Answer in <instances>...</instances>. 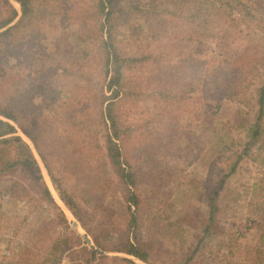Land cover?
<instances>
[{"label": "rangeland", "instance_id": "1", "mask_svg": "<svg viewBox=\"0 0 264 264\" xmlns=\"http://www.w3.org/2000/svg\"><path fill=\"white\" fill-rule=\"evenodd\" d=\"M10 1L18 9L14 25L22 9ZM98 1L31 0L33 17L15 33L12 48L0 53V83L12 96L22 90L24 110L22 127L0 114L16 127L0 138V264H77L91 250L98 253L85 234L105 251L99 255L139 264H184L189 258L190 264H264V131L249 153L243 152L252 140L249 129L257 117L264 68L261 76L244 83L252 81L244 102L224 101L213 113L212 106L200 105L199 88L189 89L190 78L177 72L185 64L184 56H178L184 55L181 47H189L169 38L179 4L113 0L116 48L135 58L113 106L117 122L128 132L121 144L138 185L139 204L129 209L127 197L135 188L121 181L104 155L108 129L101 109L104 93H111L107 51L97 30L102 20ZM231 2L234 21L226 24L225 33L231 29L237 36L251 34L264 41V0ZM186 33L193 35L189 29ZM207 36L193 46L212 58L217 47ZM168 65L175 68L162 72ZM29 80L36 86L43 82L45 90L27 97L23 90ZM185 87L186 93L180 92ZM169 92L185 99L167 100ZM10 94L0 89V103ZM23 128H33L43 140L51 173ZM6 137L10 143L3 141ZM31 158L44 182L12 165ZM133 213L137 226L130 230ZM129 240L145 245L149 263L115 249Z\"/></svg>", "mask_w": 264, "mask_h": 264}, {"label": "trees", "instance_id": "2", "mask_svg": "<svg viewBox=\"0 0 264 264\" xmlns=\"http://www.w3.org/2000/svg\"><path fill=\"white\" fill-rule=\"evenodd\" d=\"M19 3L22 9V17L19 21L8 27L7 29L0 31V53L10 47L14 40L17 38L15 33L19 32L21 27L25 23V19L33 17V8L31 6V0H15ZM174 4H179L180 10L177 13V21L174 25V32L169 38L170 40L182 41L183 44L189 47H181L182 53L179 57L184 56L185 64L181 65L177 72H182V77L186 74V78H190L189 89H198L200 98V105L202 103L207 104L208 107L212 106V112L216 113L220 109L224 101H236L244 102L246 99V89L252 85L250 81L246 86L245 82L250 79L261 76L262 69L264 68V41L261 39L255 40L251 38V34L244 36L239 35L229 29L225 33L226 24L233 19V8L234 4L231 0H172ZM236 1V4L240 3L241 0ZM100 5V16L102 17L101 26L97 29L99 34H102V39L107 51V62L105 66V74L107 78V89L111 93L110 97L104 93L103 107L101 109V118L103 123L106 125L108 131L106 133V144H105V154L109 161L110 166L114 169L115 173L120 177L121 181L127 185L129 189L135 188V191H130V196L127 197V202L129 209L136 207L139 204V196L137 194L136 188L138 185L135 180L134 167L131 158L126 152V147L123 148L121 141L124 139L128 132L126 128L119 125L116 118L117 115L113 112V106L115 105L114 99L122 93L123 88V76L127 68H132V63L135 58L124 56L118 48H116V37L113 33L114 25L112 20L117 13V8L113 0H99ZM138 7V6H137ZM6 9V11H4ZM185 9L189 12L185 13ZM175 16V15H174ZM18 17V9L10 0H0V29L6 27L8 24L13 22ZM128 15L126 18H129ZM182 17L189 19L191 21H186ZM256 19V18H255ZM198 20V26H193L194 21ZM185 24V25H184ZM188 29L193 33L189 36ZM106 30V31H105ZM208 35V36H207ZM210 37L214 39L216 44L217 52L211 58H206L200 54V47L195 48L194 43L203 44L205 42V37ZM105 38V39H104ZM187 43V44H186ZM197 46V45H196ZM150 55H154L151 53ZM16 57V54H15ZM144 59H149V56L145 55ZM144 59H142L144 61ZM136 60H139L136 58ZM1 61V58H0ZM175 67L168 65L161 69L173 70ZM1 69V68H0ZM2 70V69H1ZM181 70V71H180ZM183 71L185 73H183ZM172 71V75H177L176 80L180 81L181 78L178 73ZM1 76L5 77V74ZM183 81V80H182ZM178 84L179 82H176ZM184 85H187L184 82ZM173 86V84H171ZM181 88L180 92L186 93V89ZM0 89L3 94H10L8 91L4 90V84L0 83ZM45 90L43 82L36 86L31 80L25 86L24 90L27 97L34 96L35 93H41ZM22 90L17 88L14 91V95L11 94L4 96L8 98L7 102L0 103V114L14 120L18 125L20 124V118L22 112V103L19 99H22ZM126 93V92H125ZM258 99V112L255 121L251 124L249 132H251V139L246 143L243 150L244 153H249L250 145L254 144L259 138L261 133L264 131V78L260 81V85L257 87ZM24 94V95H25ZM165 98L175 99L177 102L183 101L185 96L183 94H178L176 92H169ZM110 102H107L111 100ZM166 100V101H167ZM32 101V100H31ZM107 103V104H106ZM106 104V105H105ZM33 106V103L29 107ZM31 109L29 108V111ZM22 127V126H21ZM27 135L35 143L40 155L42 156L49 172L51 173V168L49 164V159L45 154L43 148L44 143L40 136H36L35 130L33 128H23ZM16 132V127L8 122L0 119V138ZM4 142L10 143L11 138H3ZM14 139L21 140L19 136H15ZM125 141V140H124ZM30 151V149H29ZM241 157V154H240ZM12 165L20 166L23 170H28L38 181L44 182L43 176L40 173V168L34 158L26 160H15ZM232 169L229 173L224 175L221 181L220 188L223 186L226 177L230 175L231 172L235 171V164L232 165ZM56 185L57 182L55 181ZM219 189L214 192V199H217L219 195ZM45 193L52 198L51 193L48 188H45ZM61 197H63L61 195ZM68 203L70 202L69 200ZM130 230L137 226V217L133 213L130 221ZM210 227L211 224H208ZM134 237V236H133ZM135 238V237H134ZM64 246L66 249L71 247L69 241H64ZM68 245V246H67ZM120 247L115 249L118 251H124L130 255H133L140 260L149 263L150 252L145 247L144 244H139L138 242L129 240L127 242H121ZM192 258H189L184 264H190ZM77 264H139L128 258L121 257H109L104 255H99L94 250H91L89 257L78 262Z\"/></svg>", "mask_w": 264, "mask_h": 264}, {"label": "water", "instance_id": "3", "mask_svg": "<svg viewBox=\"0 0 264 264\" xmlns=\"http://www.w3.org/2000/svg\"><path fill=\"white\" fill-rule=\"evenodd\" d=\"M13 23H14V22H12L10 25H8V26H6V27L0 29V31H3V30H5V29H7V28L10 27ZM73 224H74V226H75L77 229H80V227H79V225H78L77 222L73 221ZM84 237H85L87 243H88L90 246H92V247H93L98 253H100V254H105V251H103V250H101V249H99V248H96V247L93 245L91 239L89 238V236H88L87 234H85Z\"/></svg>", "mask_w": 264, "mask_h": 264}]
</instances>
